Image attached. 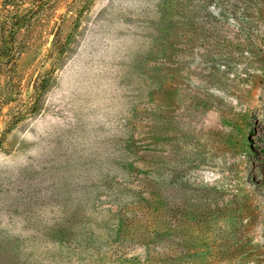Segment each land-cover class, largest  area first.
Listing matches in <instances>:
<instances>
[{
  "label": "rangeland",
  "instance_id": "374dc122",
  "mask_svg": "<svg viewBox=\"0 0 264 264\" xmlns=\"http://www.w3.org/2000/svg\"><path fill=\"white\" fill-rule=\"evenodd\" d=\"M0 264H264V0H0Z\"/></svg>",
  "mask_w": 264,
  "mask_h": 264
}]
</instances>
